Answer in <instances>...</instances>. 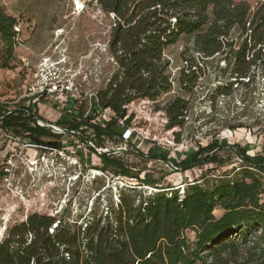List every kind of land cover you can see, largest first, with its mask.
<instances>
[{
	"label": "trees",
	"instance_id": "16d2710c",
	"mask_svg": "<svg viewBox=\"0 0 264 264\" xmlns=\"http://www.w3.org/2000/svg\"><path fill=\"white\" fill-rule=\"evenodd\" d=\"M98 3L116 20L110 50L117 65L105 87L97 91L94 110L111 112L108 119L90 124L98 133L123 138L134 118L129 112L133 102L156 101L173 91L171 63L164 55L182 38L192 39L205 63L208 58L230 54L226 69L240 83L252 80L253 66L264 64V1L254 7L245 0ZM18 26L19 19L0 4V68L16 67ZM186 62L178 81L181 90L192 91L199 74L196 69L191 71L195 60ZM178 93L162 108L157 107L166 113L169 130L186 124L189 100ZM230 93L227 88L221 91ZM76 112L56 123L70 129L89 123L79 119L80 109ZM32 120L16 111L5 123L13 130L30 132L32 140L41 142L47 132L32 127ZM222 146L200 147L183 161L184 166H188L186 162L192 166L215 163ZM236 151L243 159L236 168L239 179L222 177L212 186L195 183L183 195L162 187L138 201L122 192L116 211L100 215L86 227L57 222L55 215L33 213L12 226L0 241V264H264V165ZM107 154L100 155L103 171L132 176L147 186L157 184L150 175H130L120 160ZM217 209L220 214L215 213Z\"/></svg>",
	"mask_w": 264,
	"mask_h": 264
},
{
	"label": "rangeland",
	"instance_id": "374dc122",
	"mask_svg": "<svg viewBox=\"0 0 264 264\" xmlns=\"http://www.w3.org/2000/svg\"><path fill=\"white\" fill-rule=\"evenodd\" d=\"M245 1L253 7L262 2ZM0 4L19 19L20 43L34 46L35 42L41 41L48 46L41 60L45 56L54 61L65 57L67 64L80 72V100L74 107L81 111L79 119L89 122L73 129L79 134L51 137L53 147L57 150L63 148L70 157L68 160L60 155L56 157L52 182H47L46 176L32 180L21 167L10 189L4 185L0 175V241L7 237L12 226L25 221L33 213L55 215L57 222L86 227L100 215L116 211L122 192L138 201L150 190L162 187L176 189L181 195L182 190L195 183L212 186L222 177L239 179L241 176L236 168L243 164V159L236 149L252 161L259 159L256 163L264 165L263 63L253 66L252 80L247 83L248 79H245L240 83L226 69L230 54L208 58L205 63L194 50L192 39L182 38L164 55L171 63L169 71L175 81L173 91L161 95L156 101L144 99L133 102L129 106V112L134 115L129 126L133 135L124 140L119 135L98 133L90 125L111 115L110 111L101 114L94 110V94L105 87L117 69L110 50L115 18L93 0H0ZM59 30L63 31L62 35L58 34ZM17 53L20 52H16L15 57ZM39 57L32 55L26 66L15 59V66L21 70L16 86L23 82L27 70L34 71ZM186 59L195 60L191 71L196 69L199 74L192 91L181 90L178 81L181 69L187 64ZM225 88L231 90L229 95L221 94ZM176 92L189 100L188 114L183 128L169 130L166 113L157 107L162 108ZM6 101L12 103L14 99ZM43 106L48 110L45 111L48 115H44L54 123L70 116L64 114L58 104ZM50 135V132L42 135L41 143L49 140ZM212 143L224 145L216 152L219 159L215 163L203 162L192 166L186 162L188 166H184L183 161L192 153ZM100 148L111 151V155L108 153L106 157L120 160L130 175L140 178L150 175L157 184L147 186L132 176L103 171L102 156L97 153ZM170 162L176 165L175 168ZM16 185L18 188L13 187ZM219 211L217 209L215 213L219 214ZM52 227L55 228V224Z\"/></svg>",
	"mask_w": 264,
	"mask_h": 264
},
{
	"label": "built area",
	"instance_id": "2783aa9c",
	"mask_svg": "<svg viewBox=\"0 0 264 264\" xmlns=\"http://www.w3.org/2000/svg\"><path fill=\"white\" fill-rule=\"evenodd\" d=\"M93 1L100 7L98 0ZM16 30L20 31V27H16ZM79 74L78 70L72 69L67 64L65 57L54 61L45 56L32 71L29 80L23 85L20 98L12 101V103L6 100L0 101L2 108L0 112V175L4 185L8 188L12 189L14 176L17 175L21 167H24L23 172L29 174L32 180H38L42 176H46V181L52 182L56 157L60 155L62 159L65 158L66 160L70 157L66 155L63 146L60 147L62 150L53 147L51 135L49 140L45 142L32 143V138L29 136L30 132H22L20 128H17L20 131L13 130L12 127L6 125L5 119L15 114L16 111H23L25 115L33 119L31 122L32 127H38L57 136L69 133L79 134L78 130L75 131L67 126L50 121L38 108L32 106V103L37 104L39 102L43 105L55 103L61 107L64 114L73 115L76 111L75 103L80 100L78 90ZM94 98L97 100V93L94 94ZM132 135L133 131L128 128L123 132V139L128 140ZM97 153L100 156L103 153H111V151L100 148L97 149ZM76 161L79 162L80 159ZM169 164L172 168H175L173 162ZM58 165L62 166L61 164ZM96 173L102 172L96 171ZM13 187L18 188L17 185ZM182 191L181 195L185 192Z\"/></svg>",
	"mask_w": 264,
	"mask_h": 264
},
{
	"label": "crops",
	"instance_id": "0c3cea01",
	"mask_svg": "<svg viewBox=\"0 0 264 264\" xmlns=\"http://www.w3.org/2000/svg\"><path fill=\"white\" fill-rule=\"evenodd\" d=\"M9 14L16 17V15L12 12H9ZM40 42L41 41L35 42L36 44L34 43L35 44L34 46H30L29 44H22V42L19 43L20 46L17 47L16 52H20V53H17L16 58L19 59V61L23 62L22 64L26 66L29 64L28 61L32 58V55L34 54L40 55L38 62H37L38 64L39 61H41V56L44 55L48 49L47 44H41ZM20 71L21 70H19V68L17 67H15V69L0 68V82H1L0 83V93H1L0 101L6 100V99L8 100L10 98H13L14 100H16L17 98H20L23 85L31 77V71L27 70V73H26V76L23 82L17 83V86H16L15 85L16 79L20 77ZM28 71L30 73H28ZM32 106L34 108H38L41 111V113H43V115L47 114L45 113V111H48V110L46 107L43 106L42 103L40 102L37 104L32 103ZM219 214H220V211H219Z\"/></svg>",
	"mask_w": 264,
	"mask_h": 264
},
{
	"label": "bare ground",
	"instance_id": "6f19581e",
	"mask_svg": "<svg viewBox=\"0 0 264 264\" xmlns=\"http://www.w3.org/2000/svg\"><path fill=\"white\" fill-rule=\"evenodd\" d=\"M80 6H81V8L83 7L81 4H80ZM62 33H63L62 30H59V31H58V34H59V35H62Z\"/></svg>",
	"mask_w": 264,
	"mask_h": 264
}]
</instances>
